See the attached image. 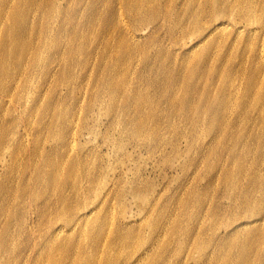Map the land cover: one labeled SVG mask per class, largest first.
<instances>
[{"label": "rangeland", "instance_id": "374dc122", "mask_svg": "<svg viewBox=\"0 0 264 264\" xmlns=\"http://www.w3.org/2000/svg\"><path fill=\"white\" fill-rule=\"evenodd\" d=\"M0 9V264H264V0Z\"/></svg>", "mask_w": 264, "mask_h": 264}, {"label": "bare ground", "instance_id": "6f19581e", "mask_svg": "<svg viewBox=\"0 0 264 264\" xmlns=\"http://www.w3.org/2000/svg\"><path fill=\"white\" fill-rule=\"evenodd\" d=\"M2 11L3 10L0 9V12H2ZM9 32H10L9 27L4 28V37L0 43L1 47H2L0 52H3L4 48H6L7 45L11 42V40L9 38ZM0 39H2V37ZM20 50H21V48H19L17 46V44H13L12 49H10V48L8 49V52H9L8 59H10V63L9 64L7 63L6 65L2 64L3 65L2 68L12 69L10 74L14 73V71H15L14 69L16 68L18 63L22 60V58H19L21 56V54L18 53V52H20Z\"/></svg>", "mask_w": 264, "mask_h": 264}]
</instances>
